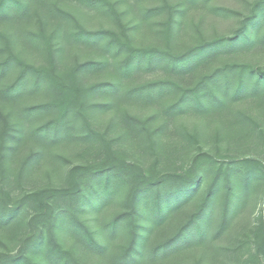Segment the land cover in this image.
<instances>
[{"label":"trees","instance_id":"obj_1","mask_svg":"<svg viewBox=\"0 0 264 264\" xmlns=\"http://www.w3.org/2000/svg\"><path fill=\"white\" fill-rule=\"evenodd\" d=\"M212 1L0 0V264H89L75 247L100 264H178L179 255L224 234L263 174L264 152L214 169L199 147L178 171L165 165L182 153L180 144L173 136L162 143L169 121L188 115L210 123L217 139H258L264 147V63L248 57L264 53V0L243 16ZM84 10L114 26L87 28ZM208 15H233L238 25L228 36H207ZM190 30L197 42L182 48ZM159 68L170 75L134 83ZM97 94L104 103L93 101ZM112 111L116 138L108 137L112 126L100 132L91 121L92 113ZM179 132L184 141L202 137L197 123ZM117 139L133 149V160ZM72 141L91 148L88 159L67 166L64 185L23 188L47 153ZM120 194L122 209L98 223ZM254 229L263 254V221Z\"/></svg>","mask_w":264,"mask_h":264},{"label":"rangeland","instance_id":"obj_2","mask_svg":"<svg viewBox=\"0 0 264 264\" xmlns=\"http://www.w3.org/2000/svg\"><path fill=\"white\" fill-rule=\"evenodd\" d=\"M254 0H213L212 4L223 5L232 7L234 10L239 11L242 16L246 14L250 10V5ZM199 12L197 9L195 10L196 16ZM84 16L80 17L82 19L83 24L89 29H96L99 27H112L114 26L112 23L107 22L106 18L102 15H97L95 13H88L86 10L81 12ZM208 21H212L213 23H209V26L205 24L207 36H210L214 32H219L220 35L228 36L232 33L234 29H236L238 25L237 17L230 16L228 18H213L211 15L207 16ZM137 34V33H136ZM192 34V30H190V35H185L180 42L182 48L188 45H192L196 43L195 37L191 38L194 35ZM138 39H143L144 42H148L149 39L146 37H141V33L137 34ZM248 54V57L251 58V62L264 63V53L259 56L251 57ZM263 56V57H262ZM262 57V58H261ZM39 60V59H38ZM263 65V64H261ZM170 75L168 72H165L163 69H156L154 71H142L135 75L134 83H142L151 79H158L160 77L164 78ZM100 78H96L94 81L99 80ZM41 96L36 97V101L44 100L41 99ZM94 102L104 103L105 99L100 95H96L93 98ZM118 111V109H116ZM121 110L123 112H131L134 115L138 116H146L151 112V109L147 110H138L136 108L122 106ZM91 121L93 125L98 129V131L103 132L108 127L112 126L110 130H108V137H117L119 129L116 126L112 125V121H114V117L116 118V112L112 111L110 113H92ZM192 123H197L199 127V131L201 132V138L198 143L192 141H184V138L181 136L179 132V127L183 125H188L192 127ZM169 130L166 131V138L162 139V143L172 141L173 137L176 138V141L180 144V148L182 153L170 159L165 166L169 169H176L180 171H186L189 167L190 163L193 161L195 154L200 151L199 147L202 148V151H208L212 157L214 158L216 164L214 169L218 165L229 164L233 162L235 159L244 158V157H257L262 158V153L264 152V147L261 148L259 145L262 143L258 141V139H244V138H235L234 140L230 139H217L214 133L213 126L211 127L210 123H207L204 120L199 119L195 116L186 115L183 118L171 119L169 121ZM201 128V129H200ZM79 135V133H75ZM173 136V137H172ZM172 139V140H171ZM125 140L117 139L115 145H121L123 151L126 153V156L129 160H133L135 158V152L132 151L129 146L126 144ZM128 144L129 141H128ZM91 148L85 142H64L60 144L57 149L51 150L50 153L45 155V158L42 159L39 164L34 167L33 171L30 174L29 179L23 181V188L30 189L34 187H45V186H61L65 184V171L67 166L74 163L83 162L85 154L90 151ZM121 148V147H120ZM127 149V150H126ZM142 149V148H141ZM28 151L26 148L22 156ZM55 153L58 155H55ZM92 153V152H90ZM92 156V155H91ZM88 159V158H87ZM147 163H150L152 157L146 156L145 158ZM261 161V160H260ZM162 162L165 161V157H162ZM262 166L264 168V161H261ZM16 168H18L16 164ZM262 176H260L254 183V186L250 192V198L245 207L238 213L237 217H235L230 226L226 229L223 235L218 237L215 241L213 240L211 243H208L206 247H195L191 248L184 254L178 256L175 260L179 262L178 264H264V253L258 254L255 249L256 246L254 243V228L259 223V221H263L264 223V170L262 171ZM13 175L10 177L13 180ZM212 176L210 175L208 179L206 178L203 182L202 190L209 184ZM13 194L20 193V187L17 186L16 183L12 184ZM201 190V191H202ZM225 192V190H224ZM198 200H193L192 203H197ZM123 206V198L122 194L120 196H116L112 203L106 208V210L99 215L98 223H103L117 214ZM195 207V206H194ZM193 206L186 207L182 212L178 221L176 223H181L184 220L188 219V217L192 213ZM8 240H5L7 243ZM11 242V241H10ZM10 248L15 253L17 245L13 244L15 241L11 242ZM69 242V243H68ZM124 243V238H122V243H118V246ZM264 243V242H263ZM12 244V245H11ZM67 246H70V241L66 240ZM75 251L79 257L82 255L86 257L87 263L89 264H100L99 260L95 259V257L90 255H85L83 251L79 247H75ZM118 250H115L113 253H116ZM181 260V261H180ZM170 263H173L172 260Z\"/></svg>","mask_w":264,"mask_h":264}]
</instances>
